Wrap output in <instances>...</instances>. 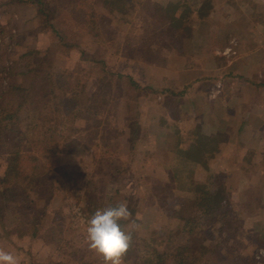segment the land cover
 I'll list each match as a JSON object with an SVG mask.
<instances>
[{
	"label": "rangeland",
	"instance_id": "1",
	"mask_svg": "<svg viewBox=\"0 0 264 264\" xmlns=\"http://www.w3.org/2000/svg\"><path fill=\"white\" fill-rule=\"evenodd\" d=\"M216 1L222 4L228 0ZM31 2L35 3V0H0V116L7 112L6 108L14 106L11 113L16 108L17 102L11 101L15 85L34 83L30 73L23 74L30 69V63L37 62L33 58L36 56L30 54L34 49L41 50L52 62L58 87L63 88L59 85L62 75L58 77V74L68 76L71 72L86 70L90 79L83 91L79 88L77 107L80 112L73 132L75 145L63 144L49 157H39L33 171L34 178L39 180L34 182L29 202L23 205L27 207L18 211L6 210L0 223V249L12 253L20 264H88L93 260L86 254L89 219L98 209L126 202L129 210L139 208L138 217L146 216L151 209L160 211L159 220L155 219L151 226L154 230L161 231L170 225L176 232V211L185 218L191 217L192 221H201V227L192 237L191 234L189 237L176 235V245L188 247V254L194 258L193 264H264V170H221V165L225 167L231 160L237 161V167L241 166V158H236L237 154L231 153L228 147L224 148L222 157L212 147L205 161H200L198 148L194 146L186 148L182 145L174 152L159 142L164 134L158 130L162 125L159 121L155 130L145 135L150 130L148 118L162 114L156 102H152L147 87L152 77L163 80L165 87L182 86L184 82L197 80L193 88L198 87L204 95L203 101L196 105L198 113L205 110L209 113L212 109L213 103L206 102V95L210 101H215L224 93L225 99L226 83L234 82L232 78L235 77L232 72L231 77L220 73L226 62L235 59L234 65L241 63L245 68V57L255 56L252 78L264 81V73H260L262 66H259L264 60V39L261 40L264 28L245 26L247 13L240 8L246 4L254 9L249 10V14L261 20L264 16L262 5L254 0H235L237 9L232 13L226 9L214 10L206 18L188 12L178 35L167 29L169 11L157 12L152 19L146 12L150 0H140L135 13L131 10L128 14L130 22L116 24L117 27L111 23L107 31L103 24L104 29L98 32L100 35L94 36L76 22L64 1L57 6L51 21L55 31L39 32L38 25H43L44 21L39 14L35 15ZM55 2L57 0H51V4ZM98 13L111 16L101 8ZM228 16L244 25L237 28L229 25ZM231 28L239 36H232L239 41L233 46L236 57L223 54L231 45L232 37H227L230 31L225 33ZM217 29L222 30L221 35ZM239 31L245 36L242 42ZM193 38L200 44L206 39L203 43L205 54L193 52L198 46L184 48L186 41ZM210 50H216V55L210 56ZM183 54L186 57L192 54L187 60L189 68ZM97 57H104L107 68L113 72L109 75L110 85L103 92V107L99 109L93 98L100 87L99 76H95L99 66L93 60ZM48 60L44 63H50ZM219 83L221 86L217 87ZM216 89L221 92L216 93ZM160 98L162 94L156 101ZM170 99L175 107L170 110L171 123L181 129L187 128L182 108H178L180 102L173 96ZM16 119L14 129L10 126V132L0 141V177L5 169L7 152L18 142L27 144L19 138L20 129H25L27 123L24 120L20 123L18 116ZM213 122L206 121L205 125L214 127ZM48 125H57L55 130L59 127L64 133L57 121L50 119ZM227 127L225 125L224 131ZM223 141L221 137L219 143ZM195 185L217 193V209L227 213L233 210L225 215V219L215 222L216 229L205 223L210 216L202 215L200 209L195 208L198 196ZM210 220L214 221L213 218ZM25 232L27 235H23ZM141 232L145 237L150 234L146 228L137 232L140 241L144 240ZM214 244L220 245L216 252H213ZM124 264L129 263L124 260Z\"/></svg>",
	"mask_w": 264,
	"mask_h": 264
},
{
	"label": "trees",
	"instance_id": "2",
	"mask_svg": "<svg viewBox=\"0 0 264 264\" xmlns=\"http://www.w3.org/2000/svg\"><path fill=\"white\" fill-rule=\"evenodd\" d=\"M60 1L61 0H57L54 4H51V0H35V3L31 2L35 15L39 14V17H42L44 21L43 25H38L39 28L37 30L39 32L47 34L51 31L53 32V30L55 31V27L51 21L55 18L57 6L61 5L63 1L65 2V8L72 13L79 25L84 26L89 34L99 36L100 33L98 34V32L101 28L104 29V26H106L107 31L111 23L114 24L113 27H117L116 24L120 26L121 24L130 22L128 14L131 10L133 14L135 13V7L140 0ZM91 4H93V6ZM194 5H196L197 8L193 9L192 7ZM100 8L111 16L108 17L107 14L102 15L98 13ZM214 8L215 0H150L146 12L153 19V15L157 12L169 11L170 13L169 15L167 14L166 17L169 22L167 29H172L180 35L181 26L185 24L184 15L188 12H192L204 18L210 15L214 11ZM36 18L37 17H35V19ZM134 35L137 37L136 33ZM132 40L133 37L130 38L129 44ZM198 44H200V41L193 38L186 41L184 48H196L197 46L198 49L202 48V46ZM57 45L60 46L59 42ZM30 54L36 56L33 58H35L37 62L35 64L30 63L28 67L30 69L27 71L25 70L23 74L27 72L28 74L30 73L29 76L32 75L31 77L34 83L15 85L14 88H12L14 89V94L11 101L17 102L15 104L16 108H14V111L11 113L14 106L10 109L5 107L7 112L2 114V117L0 116V141L3 140L4 135H8L10 126L14 129L17 121L16 116L20 118V123L22 120L27 123L25 129L23 127L20 129L19 135L20 142L24 140L27 144L23 145L18 142L14 148L6 154L5 169L0 177V223L3 222V217L7 213L6 210L18 211L24 210L25 206L27 207V205H23L29 202L28 199L30 197V191L34 187V182L39 180L38 177L34 178L33 175L39 157H49L51 153L58 151L63 144L64 146H70V144L75 145L76 140L73 138V132L76 130L75 123L79 119L78 112H80L77 107L79 88H82L83 91L90 79V74L87 73L86 70L76 71L74 73L71 72L68 76L65 75V73L58 74V77L62 75L59 85H62L63 88L58 87L56 83H58L57 81L59 80L57 75H54L56 72L53 70L52 62L48 60L46 55H42L41 50L34 49ZM97 58H93V60L98 64L99 68L98 73H94L98 74L95 76H99L100 87L97 89L99 92L93 94V98L96 103L95 106L99 109L103 107V92L108 85H110L109 75L113 72L107 68L106 59L104 57ZM45 59L50 63L45 64ZM151 79L152 81L147 85V87L150 88V98L152 97V102H156V106L162 114L152 115L148 118V127L150 130L145 135L155 130L158 123L157 121H159L162 125L158 130H162L164 133L159 140L161 145L167 146L168 149L174 152L182 145H193L200 149V153L198 154L199 159H203L204 161L208 159V152L212 147L218 144L217 138L214 136L215 127L206 128L194 124L184 132L178 125L171 123L169 121L170 110L174 104H172L170 98L172 96L176 97L175 101L181 102V97L180 95L175 96L173 87H165L163 80L159 78L155 80L153 77ZM160 94H162V98L156 101ZM173 108L175 109V107ZM24 113L25 117H23ZM50 119L57 121L58 124L64 128V133L62 130L60 131L59 127L55 130L57 125L55 127L48 125ZM154 120H156V122H154ZM135 137L136 136L133 134V138ZM253 156L252 153L249 154L251 159ZM254 163L257 167L259 166L256 161ZM194 188V191L198 195L195 198V208L200 209L202 215L206 217L210 216L206 219L205 223H207L208 227L214 226L216 229L217 223L215 222L225 219V215L233 213V210L227 213L226 210L216 208L217 193L215 191L209 192L202 188L200 189L197 185H195ZM227 195L228 197L230 196L229 193ZM228 201L230 203L229 199L227 202ZM114 205L115 204L112 206ZM150 206L153 205L150 203ZM131 212L132 217L130 219L136 221L139 228L135 229L133 232L132 246L124 258L126 262L129 264H157L160 262L162 264H193L194 258L188 254V247L181 244L180 246H178L179 244L176 245V235H185V237H189V234H191L192 237L196 232L195 230L201 227V221H192L191 217L185 218L176 211L174 218L175 222H177V231L173 232V227L170 225L164 226L160 231L154 230L151 227L154 226L153 221L155 219L158 221L161 216L160 211L157 209H151L144 217H138L140 213L139 208ZM210 218H213L214 221H211ZM208 222L213 223L208 224ZM121 223L126 231L134 228L129 221H122ZM145 228L147 231H150V234L145 237V234L141 232L140 235L144 237V240L140 241V238L138 240L136 234ZM23 235H27V232L23 233ZM212 247L213 252L220 249V245L218 244H214ZM86 254L93 258V260L89 262L90 264L102 263V260L89 249L86 251ZM201 264H205V262Z\"/></svg>",
	"mask_w": 264,
	"mask_h": 264
},
{
	"label": "crops",
	"instance_id": "3",
	"mask_svg": "<svg viewBox=\"0 0 264 264\" xmlns=\"http://www.w3.org/2000/svg\"><path fill=\"white\" fill-rule=\"evenodd\" d=\"M254 2L262 5L261 11H262V15H264V0H254ZM192 8L195 9L197 7L196 5H194ZM240 8L241 10L245 11L248 14V15L246 14L247 19L244 22L245 26L247 27L250 25L262 26L264 28V16L261 20H259L260 17L253 18L248 11L249 10L254 11V9L252 8L250 9V7L246 6V4H242ZM221 9H226V11H228L229 14L232 13L233 10L237 9V6L235 5V0H228L222 4H217L216 1L214 10H221ZM226 20L229 21V25H233L236 28L239 25H244L243 23L236 21L238 19H234L232 18V16L226 17ZM229 31L230 33L228 34L227 37L230 38V36L231 37L235 35L238 36V32L235 29L232 28L228 29V31H225V33ZM218 32L219 35H221L222 30L221 31L218 30ZM239 35L241 36V42L244 41L245 36L242 33H240V31H239ZM250 36L251 34L247 36L248 37L247 41L250 40ZM262 36H261V40L263 41L264 38ZM228 40H226V43ZM233 41L239 42L236 37L231 38L230 44ZM206 42L207 41L204 38L203 43ZM203 43L200 44L202 48L193 52L205 54L206 49H204L205 45H203ZM236 45H238V43ZM210 52H211L210 54L211 56V55H216L215 52L217 51L210 50ZM223 54L227 57H231V56L236 57L237 51L235 50L230 53L224 52ZM182 56L184 60H186L185 61L186 67L189 68L190 67L188 64L189 61L187 60L189 57L192 56V54L187 55L189 57H186V55L184 54ZM240 57H242V55H240ZM262 57H264V50ZM245 58H246L245 68L244 65H241V63H236L237 65H234L235 59H233V61L226 62V64H224L220 68V73L225 74L226 77L227 76L231 77V75L234 74L235 77L232 78L234 79V82L232 83L225 82L226 91H227L225 92V99H224V93H222V95H219L216 98L214 97L215 101L211 100L212 101L211 102L206 95V102H208L209 105L210 103H213V105H211L212 109L210 110L209 113L206 112L207 110H205L204 113H198L196 109L197 103L202 102L204 99V95H202V91H199L198 87L193 88L194 85L197 83L196 82L197 80L187 83L184 82L182 86L173 87V91H174L173 93H175V96L180 94L181 97L180 106L181 103H183V106L182 107L179 106V108H182L183 116H184L183 118L184 121H186L187 124L186 126H188L187 128L183 126L182 131L186 132L189 128H191L192 125L197 123L200 124L199 126L211 128L210 126L205 125V123L206 121H210V122L214 121L213 122L215 127L214 136L215 138H217L218 144L215 146L213 150L216 149L217 151L215 152L220 153L222 157L224 154V148L228 147L230 148L231 153L237 154L235 156L236 158H241L240 167H237L238 164L236 165L237 162L236 160H231L225 163V167L221 165L220 167L222 168L221 170L230 169L233 171L239 168L250 171L264 170V81H262L261 79L256 80L252 78V75L255 73L254 70L256 65L255 56L247 55ZM259 66H262L261 68L262 70H260L261 71L260 73H264V60ZM219 86H221L220 83L217 85V87ZM217 91L221 92L216 89V93ZM171 120H173V117H171L170 115L169 121L171 122ZM225 125H228V127L224 131ZM221 137L222 139H224L223 143H219V139ZM184 146L187 148L186 145ZM192 146L193 145H190L188 146V148ZM198 153H200V149H198ZM251 153L254 155L252 159L249 157V154ZM208 154H210V151L208 152ZM215 160H217V154ZM200 161H203V159L202 160L200 159ZM255 161L257 165L259 164L258 167L255 165L254 163Z\"/></svg>",
	"mask_w": 264,
	"mask_h": 264
},
{
	"label": "clouds",
	"instance_id": "4",
	"mask_svg": "<svg viewBox=\"0 0 264 264\" xmlns=\"http://www.w3.org/2000/svg\"><path fill=\"white\" fill-rule=\"evenodd\" d=\"M132 212L126 202L116 206L98 209L89 219L86 227L88 248L101 260L102 264H124L133 242V232L139 228L131 220ZM122 221H129L134 228L125 230ZM0 264H20L12 253L0 249Z\"/></svg>",
	"mask_w": 264,
	"mask_h": 264
},
{
	"label": "built area",
	"instance_id": "5",
	"mask_svg": "<svg viewBox=\"0 0 264 264\" xmlns=\"http://www.w3.org/2000/svg\"><path fill=\"white\" fill-rule=\"evenodd\" d=\"M234 44H237V43H235V42L233 41V42L231 43V45L225 50V52H226V53H230V52L235 51V50L233 49Z\"/></svg>",
	"mask_w": 264,
	"mask_h": 264
}]
</instances>
